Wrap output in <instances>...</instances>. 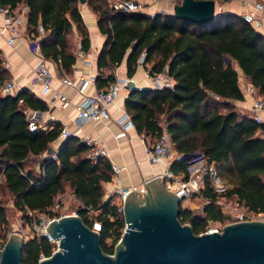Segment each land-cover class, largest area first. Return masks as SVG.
I'll use <instances>...</instances> for the list:
<instances>
[{
	"label": "trees",
	"instance_id": "16d2710c",
	"mask_svg": "<svg viewBox=\"0 0 264 264\" xmlns=\"http://www.w3.org/2000/svg\"><path fill=\"white\" fill-rule=\"evenodd\" d=\"M77 1L0 0V6L9 12L20 4L26 7L24 34L38 36L40 53L65 74L75 56L68 31L74 30L80 49L89 46ZM84 3L103 34L95 60V87H105L115 79L110 69L123 56L127 77L137 64L149 73L164 67L173 80L170 86H140L123 97V108L136 133L149 145L164 126L176 153L169 163L173 173L185 176L186 160L201 152L228 184L223 195L234 196L248 208L264 210V138L259 134L264 122L239 112L233 102L243 97L234 65L264 102V35L230 11H219L212 19L197 23L171 12L150 15L114 10L105 0ZM6 77L9 72L0 54V84ZM46 108V102L26 86L0 93V188L25 216L27 210L49 212L55 194L66 185L77 201L75 213L90 227L93 220L99 223L100 247L110 253L123 227L120 201L112 200V192L102 197V183L110 179L112 165L103 154L90 157L88 145L72 133L59 140L54 157L45 155L61 123L51 119L45 127L35 124L29 129L26 111ZM35 155H40L36 169L27 164ZM198 195L204 199L198 210L179 204L180 222L189 223L198 233L206 229L207 220H228L206 180ZM5 226V206L0 201L1 240ZM52 246L45 236L24 238L20 260L36 264Z\"/></svg>",
	"mask_w": 264,
	"mask_h": 264
},
{
	"label": "water",
	"instance_id": "95a60500",
	"mask_svg": "<svg viewBox=\"0 0 264 264\" xmlns=\"http://www.w3.org/2000/svg\"><path fill=\"white\" fill-rule=\"evenodd\" d=\"M214 4L215 0H180L172 4L171 13L202 23L218 13ZM122 87L128 91L138 86L128 77ZM52 152L50 145L44 154ZM142 185V192L131 188L122 197L123 227L110 253L101 249L98 230L77 213H66L46 223L45 232L56 247L36 264H264V219L226 221L219 228L194 233L189 223L179 221V198L159 175L142 180ZM22 241L17 231L6 234L0 264H23Z\"/></svg>",
	"mask_w": 264,
	"mask_h": 264
},
{
	"label": "built area",
	"instance_id": "2783aa9c",
	"mask_svg": "<svg viewBox=\"0 0 264 264\" xmlns=\"http://www.w3.org/2000/svg\"><path fill=\"white\" fill-rule=\"evenodd\" d=\"M110 8L121 11H138L143 10V5L137 0H105ZM247 2V8L240 14L241 18L249 23L259 22L264 20V0H242ZM153 13H150V15ZM17 12H9L6 7L0 6V16L2 22L0 24V31L8 32L6 38L7 43H11L14 37L24 28L25 17L20 16ZM38 36H26L27 49L33 55V62L31 64V83L39 85L43 90L52 87L53 71L51 69V62L46 59L39 51L36 43ZM75 59L83 55V50L78 46L75 48ZM141 60V56L138 61ZM59 81L67 87H71L80 94V98L74 104L75 118L78 121H89L92 119H104L110 117L108 110L109 105L115 100L118 89L122 86L123 78H115L109 81L105 87L96 88L94 86L95 74L79 75L71 79L64 73L57 72ZM144 75L149 80L150 87L170 86L173 82L172 77L166 72L163 67L159 71L152 73L144 70ZM14 82L11 77H6L0 84V93H10L14 87ZM245 93L250 97V104L248 105L247 114L251 116L256 122H262V112L264 110V102L261 96L255 93L254 86L247 81L242 85ZM49 100H57L60 106L67 103V95L62 90H53ZM120 123L119 130L114 134L115 137L123 135L126 129L132 126V122L126 113L121 112L117 118ZM35 123L30 119L28 128L33 129ZM71 134V131L61 124L59 129V136L64 137ZM141 137V136H140ZM79 139L89 147L88 155L94 157L95 154L105 155V150L98 143L97 136L94 134H83ZM143 151L146 155L148 163H161L162 170L157 174L162 178L165 187L174 191L179 198V204L183 199H189L191 195H198L199 189L203 186L204 180L207 181L210 189L215 193V202L219 204L220 209L227 215L228 220L240 219H264V210H256L248 208L240 204L234 196H225L223 192L227 187V183L218 174L217 169L212 161L206 160L201 152H196L193 156L186 160L185 170L186 175L182 173H173L169 169V163L174 149L169 141L168 132L164 126H161L159 132L153 141L147 145L144 143ZM176 156V153H175ZM54 157V152L50 154ZM36 165V164H35ZM37 168V165H36ZM119 167L112 165V174L110 182L112 183V193H116L121 203L123 195L134 188L138 192L144 190L142 181L139 183H131L129 185H121L119 177ZM144 181V180H143ZM57 202H54L48 209L49 212L44 211H30L25 212L28 230L32 235L45 236L49 241H53L45 232V225L51 218L57 217L61 214L75 213V210L59 213L57 212ZM120 208V205H119ZM91 227L98 230L99 223L93 220ZM219 227H206V229ZM3 240L0 239V244ZM54 242V241H53ZM56 247V243H55ZM55 247H52L54 249ZM42 256H39L40 258Z\"/></svg>",
	"mask_w": 264,
	"mask_h": 264
},
{
	"label": "crops",
	"instance_id": "0c3cea01",
	"mask_svg": "<svg viewBox=\"0 0 264 264\" xmlns=\"http://www.w3.org/2000/svg\"><path fill=\"white\" fill-rule=\"evenodd\" d=\"M247 5L248 3L242 0H219V8L221 11H230L239 15L247 8ZM79 8L86 29L88 26L91 27L96 36V44H90V34L87 29L89 40L88 49L85 51L83 50V55L80 58L75 59L74 56L70 71L65 73L71 79H74L79 75L96 74V54L103 40V34L98 31L95 24L94 13L91 12L85 3L79 5ZM164 11L166 12L167 10ZM1 22L2 19L0 16V24ZM250 24L255 30L264 35V20ZM7 36L8 32L0 31V54L2 56L3 65L7 68L9 77H11L15 84L11 93L15 92L20 86H26L37 96L42 98L47 104V108L44 110L26 111V116L33 120L36 125L45 127L47 121L53 119L58 120L68 128L72 134L77 135L78 137L83 134H95L99 145L105 150V156L111 165L119 167L118 173L121 185L139 183L142 180L157 175L162 170L161 163L151 164L147 162L146 155L143 151L144 142L140 135L136 133L133 126L128 127L123 135L117 137L114 136L120 128V123L117 121V118L121 115V112L125 111L122 105V100L127 92L126 88L121 86L118 89L115 100L109 105L108 110L110 112V117L104 119H92L84 122L78 121L77 118H75L74 104L80 98V94L59 81L58 74L55 72L51 61V69L53 71L51 82L52 87L43 90L39 85L31 83L30 79L32 71L30 66L34 59L33 55L27 49L24 30L20 29V32L14 37L11 43L6 42ZM75 42H77L76 35ZM76 47L77 45L75 43V48ZM124 58L125 56L122 57L121 61L116 66H113V68L110 69L114 77L117 79L128 78L125 74ZM234 68L236 70L238 86L242 90L243 97L241 100H233V102L239 112L247 113L248 105L250 104V97L245 93L242 85L248 80L244 78L237 65H234ZM108 70V68L104 69L105 72ZM144 70L145 69L141 64H137L134 72L130 76L134 81V84L138 87L149 86V80L144 75ZM56 89L62 90L67 95L68 101L63 106H60L57 100L51 101L48 99L53 90ZM262 116V122H264V110ZM259 134L264 138V129L259 131ZM61 138L62 137L58 135L57 138L51 142V146L54 149ZM40 155L38 156L40 157ZM102 185L107 189L111 188L112 190V183L110 180L103 182ZM114 197L117 198L116 193H114ZM189 200L190 199H183L181 205H188L187 202H189Z\"/></svg>",
	"mask_w": 264,
	"mask_h": 264
},
{
	"label": "rangeland",
	"instance_id": "374dc122",
	"mask_svg": "<svg viewBox=\"0 0 264 264\" xmlns=\"http://www.w3.org/2000/svg\"><path fill=\"white\" fill-rule=\"evenodd\" d=\"M137 1H139L143 5V10H141V11L138 10V11L150 14V13H154V12H165L164 10H167L166 12H172V4L175 3V2H179L180 0H137ZM82 3H84V1L83 2L77 1V6H78V9H79V12H80L79 5H81ZM219 10L221 11V9L219 8V0H215L214 13L219 12ZM13 12L14 13L17 12L18 14H21L20 16H24L25 17V15H26V7L24 5H22V4H20ZM24 29H25V24H24L23 30ZM87 29H88V33L90 34V44L91 45H95L96 44V36H95V34H94V32H93L91 27L88 26ZM67 37H68V39H69V41H70V43L72 44V47H73V43L75 44V35H74V30L73 29H70V31H68ZM51 65H52V63H51ZM52 66H53L55 72H58L56 67H55V65L53 64ZM64 75L67 76V74H64ZM173 156L175 157V151L172 153V157ZM38 157H39L38 155L31 156L30 160H27V164L32 165V167H34V169H36L35 163H36V159ZM111 192H112L111 188L107 189L106 187L103 186V195H102V197L106 198L107 196H109L111 194ZM111 197H112V200H114L116 202L119 201V198H115L112 195H111ZM54 199H55L54 202L58 203L56 210L59 213H65V212L72 211V210H74V207L77 204L76 199L71 194L70 189L66 185L64 186L63 191L61 193L55 194ZM189 199L190 200H189V202H187V204L193 210H198L200 205H201V203H202V201L204 200L199 195L198 196L191 195L189 197ZM0 201L5 206L6 226L4 228V231H6V234L8 232H10V231H17V232L22 234L23 239L31 236L32 234L28 230V224L26 222V216H21L20 211L16 210L12 206L11 200H10L8 194L5 193L3 188L2 189L0 188ZM216 204L219 205L218 203H216ZM224 222H226L225 219H221V220H207L206 221V227L207 226L208 227H220ZM6 234H5V236H6ZM106 241H107V239H106ZM51 243L53 245L52 247H55V242L51 241Z\"/></svg>",
	"mask_w": 264,
	"mask_h": 264
}]
</instances>
